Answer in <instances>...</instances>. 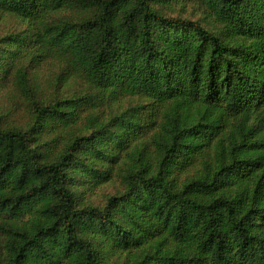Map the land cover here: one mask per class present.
<instances>
[{"label":"trees","instance_id":"1","mask_svg":"<svg viewBox=\"0 0 264 264\" xmlns=\"http://www.w3.org/2000/svg\"><path fill=\"white\" fill-rule=\"evenodd\" d=\"M190 1L0 0V264H264V0Z\"/></svg>","mask_w":264,"mask_h":264},{"label":"rangeland","instance_id":"2","mask_svg":"<svg viewBox=\"0 0 264 264\" xmlns=\"http://www.w3.org/2000/svg\"><path fill=\"white\" fill-rule=\"evenodd\" d=\"M174 1V4H167L164 6L157 3L156 0H151V4L168 16L200 19L205 23V20H203L207 15V9L205 6L190 0ZM15 24L16 21L14 18L0 14V37L3 36L8 29L15 27ZM56 68V66L50 64H46L42 67V78L44 77L42 87L43 97L57 91L56 87L57 83L60 82V78L55 73ZM53 70L54 72H52ZM128 99H131L132 101L138 100L137 97H128ZM0 115L3 117V122L6 126L17 125L23 129H29L31 125L30 122L33 119L32 109L28 100L25 97L16 94L12 89L0 90ZM74 130L76 132L73 131L72 133L75 135L87 133V128L82 125H78ZM123 191L124 187L121 185L118 177H115L113 180L97 187L94 192L87 193L86 197L90 198L94 205L104 206L110 196L117 195L119 192Z\"/></svg>","mask_w":264,"mask_h":264}]
</instances>
